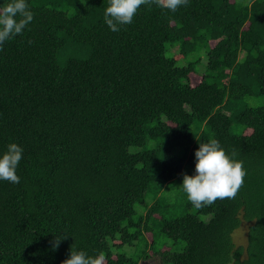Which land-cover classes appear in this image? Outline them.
I'll return each mask as SVG.
<instances>
[{
	"label": "trees",
	"instance_id": "16d2710c",
	"mask_svg": "<svg viewBox=\"0 0 264 264\" xmlns=\"http://www.w3.org/2000/svg\"><path fill=\"white\" fill-rule=\"evenodd\" d=\"M28 3L0 47V156L23 149L20 182L0 180V264H61L73 244L105 264H264V105L248 101L264 98V0L143 5L115 32L109 0ZM211 139L243 185L174 216L160 194Z\"/></svg>",
	"mask_w": 264,
	"mask_h": 264
},
{
	"label": "clouds",
	"instance_id": "9594fccd",
	"mask_svg": "<svg viewBox=\"0 0 264 264\" xmlns=\"http://www.w3.org/2000/svg\"><path fill=\"white\" fill-rule=\"evenodd\" d=\"M152 4L175 12L179 7L186 6L188 0H109L104 22L112 31H118L120 26L133 22L141 6ZM33 19L34 13L28 0H6L3 7H0V47L12 37L22 34ZM22 154L23 149L18 144L10 143L7 146V150L0 156V180L14 184L20 182L17 167ZM235 157V152L229 155L216 139L200 142L195 151V173H183L181 185L194 207L210 206L217 199L235 198L246 175L243 161ZM67 238L55 235L50 242L52 250H58L61 241ZM61 264H105V255L103 252L89 255L84 250H77L73 244L68 258Z\"/></svg>",
	"mask_w": 264,
	"mask_h": 264
},
{
	"label": "rangeland",
	"instance_id": "374dc122",
	"mask_svg": "<svg viewBox=\"0 0 264 264\" xmlns=\"http://www.w3.org/2000/svg\"><path fill=\"white\" fill-rule=\"evenodd\" d=\"M168 55H170L168 53ZM205 58V57H204ZM206 62V59H205ZM185 63L181 62V65H183ZM197 69L200 72H204L203 69H205L204 63L201 62L197 65ZM200 77H193L192 76V83L195 85L200 81ZM248 101L256 106H260V105H264V98H252V99H248ZM193 167H192V162L187 161L186 164L184 165L181 173L179 174V176H177L173 181L169 182L164 190L161 192L160 196H162L163 198H165V200L171 204H173L174 207V212L173 215L174 216H179L182 215L185 212V206L186 203L189 201L187 198V194L184 192L183 188H182V183H183V173H187L188 175H192L193 173ZM250 227V223H246L243 222L241 227L238 228L234 234H233V239L235 241V243L237 245H247L248 242V230ZM147 237L149 239H151V235L147 234ZM131 249H133L134 247H130ZM146 263V262H145ZM147 264H155V261H148ZM157 264V263H156Z\"/></svg>",
	"mask_w": 264,
	"mask_h": 264
}]
</instances>
